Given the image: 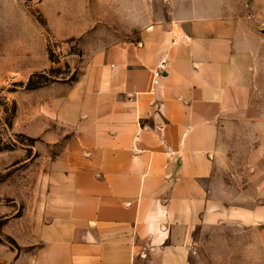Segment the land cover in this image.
<instances>
[{"label": "crops", "instance_id": "crops-1", "mask_svg": "<svg viewBox=\"0 0 264 264\" xmlns=\"http://www.w3.org/2000/svg\"><path fill=\"white\" fill-rule=\"evenodd\" d=\"M237 2L171 1L137 41L85 60L59 107L68 135L47 172L35 264H192L201 239L226 264L228 227L241 229V264H264V138L249 154L257 204L230 206L215 177L260 67L264 30Z\"/></svg>", "mask_w": 264, "mask_h": 264}, {"label": "rangeland", "instance_id": "rangeland-1", "mask_svg": "<svg viewBox=\"0 0 264 264\" xmlns=\"http://www.w3.org/2000/svg\"><path fill=\"white\" fill-rule=\"evenodd\" d=\"M171 1L0 0V264H35L47 172L68 135L59 107L85 60L112 43L137 41L145 27L168 19ZM236 1L264 30V0ZM259 56L251 107L219 140L217 190L230 206L258 203L249 154L264 138V34ZM222 231L231 252L224 262L241 264V229ZM200 241L191 263L221 264L207 253L220 243Z\"/></svg>", "mask_w": 264, "mask_h": 264}, {"label": "built area", "instance_id": "built-area-1", "mask_svg": "<svg viewBox=\"0 0 264 264\" xmlns=\"http://www.w3.org/2000/svg\"><path fill=\"white\" fill-rule=\"evenodd\" d=\"M141 44H138L140 46ZM167 68V60L165 58H161L155 67L151 71V84L149 88V95L155 97L157 94V89L160 85L161 79L166 72Z\"/></svg>", "mask_w": 264, "mask_h": 264}, {"label": "trees", "instance_id": "trees-1", "mask_svg": "<svg viewBox=\"0 0 264 264\" xmlns=\"http://www.w3.org/2000/svg\"><path fill=\"white\" fill-rule=\"evenodd\" d=\"M32 85H31V82L29 81V83H28V87H31Z\"/></svg>", "mask_w": 264, "mask_h": 264}]
</instances>
